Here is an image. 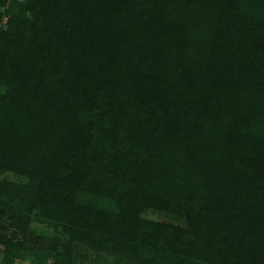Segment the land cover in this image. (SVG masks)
Instances as JSON below:
<instances>
[{"label":"trees","instance_id":"16d2710c","mask_svg":"<svg viewBox=\"0 0 264 264\" xmlns=\"http://www.w3.org/2000/svg\"><path fill=\"white\" fill-rule=\"evenodd\" d=\"M3 172L0 264H264V0H0Z\"/></svg>","mask_w":264,"mask_h":264},{"label":"rangeland","instance_id":"374dc122","mask_svg":"<svg viewBox=\"0 0 264 264\" xmlns=\"http://www.w3.org/2000/svg\"><path fill=\"white\" fill-rule=\"evenodd\" d=\"M0 180L6 181V182H8V181L9 182H19L21 180V178L15 174L3 172V173H0ZM142 216L147 218V219H153V220L166 222V223H173V224H180V225L183 224L181 219H174V217H172L170 215L160 213V212L155 211L153 209H144L142 211ZM31 227L34 230V233H36L39 238L45 239V238L53 237L56 235L55 234L56 232L53 228H51L50 226L44 225V224L32 223ZM76 252L82 254L83 252H87V250L82 247V248L75 249V253ZM111 263L116 264V263H114L113 260H111ZM14 264H31V262H30V260H17V261H15Z\"/></svg>","mask_w":264,"mask_h":264}]
</instances>
